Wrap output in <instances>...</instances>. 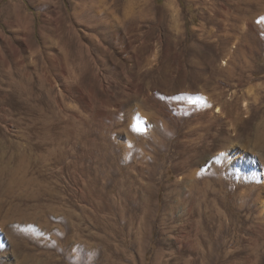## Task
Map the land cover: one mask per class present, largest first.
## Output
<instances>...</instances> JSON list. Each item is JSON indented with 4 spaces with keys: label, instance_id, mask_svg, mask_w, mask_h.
Instances as JSON below:
<instances>
[{
    "label": "rangeland",
    "instance_id": "rangeland-1",
    "mask_svg": "<svg viewBox=\"0 0 264 264\" xmlns=\"http://www.w3.org/2000/svg\"><path fill=\"white\" fill-rule=\"evenodd\" d=\"M262 1L0 0V264L260 262Z\"/></svg>",
    "mask_w": 264,
    "mask_h": 264
},
{
    "label": "bare ground",
    "instance_id": "bare-ground-1",
    "mask_svg": "<svg viewBox=\"0 0 264 264\" xmlns=\"http://www.w3.org/2000/svg\"><path fill=\"white\" fill-rule=\"evenodd\" d=\"M251 1H254V2H256V3H263V1L262 0H241V2H240V4L241 3H243V4H246V5H248V4H251L252 2ZM254 5V4H253ZM253 5H251L250 7H249V10H250V8L253 6ZM260 8V6L258 5V7L256 8V9H259ZM243 13V12H242ZM241 13V14H242ZM244 16H246V13L245 14H243V15H240V17H244ZM257 32V31H256ZM250 34V33H249ZM249 34L248 33H242V37H248L249 36ZM257 34H259V36H260V33L259 32H257ZM256 35V34H255ZM257 36V35H256ZM261 38V37H260ZM240 50V53L242 54V55H244L245 54V52H246V48H244V47H242V48H240L239 49ZM216 111H218V112H220V108H217L216 109ZM232 121V119H230V122ZM235 122V121H234ZM233 126H234V124H233ZM262 134V133H261ZM261 134L259 133L256 137H255V139H258V140H261V139H263V138H261ZM261 138V139H259V138ZM264 137V136H263ZM235 145V144H234ZM194 174H195V172H194ZM198 180H199V177H198ZM192 183H190L189 185H190V188H189V194H191V191H192V189L195 187V181H196V178L193 180V174H192ZM179 185V184H178ZM258 185H260V184H258ZM254 191H255V189H254ZM175 191H171V193L173 194ZM252 195V192H250V191H246L245 193H243V196H244V202H245V208H246V210L247 211H249V210H251V206H252V204H253V199H251V196ZM190 196V195H189ZM205 196V195H204ZM245 196H247V197H245ZM259 196V194L257 195V197ZM211 203H213V202H211ZM214 208V207H213ZM262 208H264V206H262ZM220 209V208H219ZM207 209H202V211H200V213L202 214V215H200L201 217H202V226H203V230H204V232H202L203 233V235L205 236V238H206V243L207 244H210L209 243V238L211 237V235H213L214 237H215V242L216 243H218V244H221V245H223V242H222V237H224V234H225V232H226V228H232L233 227V229H237L238 227H236V225H237V223L235 224V225H232L231 223H230V225L229 224H227L226 226H224V215L222 214V211H220V210H218L217 209V207L216 208H214V210L212 211V210H210L211 212H212V214H210L209 212H207L206 211ZM198 211V210H197ZM209 211V210H208ZM261 219L263 220V222H264V209H263V212H262V215H261ZM231 222H233V221H231ZM201 226V227H202ZM229 230V229H228ZM201 231H202V229H201ZM250 244H251V246L249 247V248H253L255 251H256V249L258 248V241L256 240V239H251L250 240ZM260 252V251H259ZM260 255V256H259ZM258 256H259V258H258V260L260 259V262L258 263V264H264V255L262 256V253L261 254H259L258 253Z\"/></svg>",
    "mask_w": 264,
    "mask_h": 264
}]
</instances>
